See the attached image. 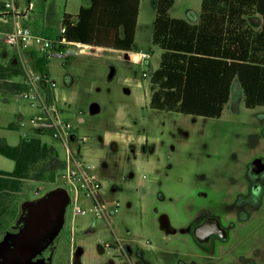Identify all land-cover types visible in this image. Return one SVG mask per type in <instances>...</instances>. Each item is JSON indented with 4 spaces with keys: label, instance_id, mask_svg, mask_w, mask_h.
Returning a JSON list of instances; mask_svg holds the SVG:
<instances>
[{
    "label": "rangeland",
    "instance_id": "374dc122",
    "mask_svg": "<svg viewBox=\"0 0 264 264\" xmlns=\"http://www.w3.org/2000/svg\"><path fill=\"white\" fill-rule=\"evenodd\" d=\"M30 1L33 8L18 22L58 50L64 11L77 12L85 0ZM140 3L131 50L79 44L67 57L52 54L43 88L30 80L39 70L27 56L19 60L21 74L11 78L24 89H0V141L17 144L21 137L37 136L54 147L48 159L32 166L19 190H0V238L22 201L65 187L60 174L70 147L100 178L102 201L71 199L63 227L45 251L51 250L50 264H264V169L253 170L255 160L264 164V106L246 107L235 83L219 117L150 107V76L161 49L152 41L156 0ZM200 5L201 0H174L169 12L196 22ZM12 54L1 39L0 63L6 65ZM48 79L55 83L49 89ZM34 89L51 93L70 124L66 138L53 136L49 124L42 133L34 130L30 119L36 108L21 95ZM13 166L0 154V169ZM40 170L52 171L54 178H35ZM92 202H105L101 216L74 211L75 204L84 208ZM162 215L171 229L162 226ZM209 217L219 220L225 238L197 239L194 228Z\"/></svg>",
    "mask_w": 264,
    "mask_h": 264
},
{
    "label": "trees",
    "instance_id": "16d2710c",
    "mask_svg": "<svg viewBox=\"0 0 264 264\" xmlns=\"http://www.w3.org/2000/svg\"><path fill=\"white\" fill-rule=\"evenodd\" d=\"M174 0H156L152 41L160 47L157 68L150 76L154 89L149 105L156 109L205 117H219L237 83L246 107L264 106V0H201L196 22L170 15ZM140 0H90L75 14L65 13L59 39L131 50L135 40ZM259 13L254 29L246 15ZM60 43L58 49L63 50ZM0 63L1 92L18 93V63ZM49 53L35 56L34 66L48 76ZM4 70V71H3ZM9 78V80L7 79ZM36 131V130H35ZM42 133L43 131H36ZM54 147L37 136H24L17 144L0 141V154L12 159V170L0 169V190H19L32 166L48 159ZM52 180L54 173L40 170L35 178Z\"/></svg>",
    "mask_w": 264,
    "mask_h": 264
},
{
    "label": "built area",
    "instance_id": "2783aa9c",
    "mask_svg": "<svg viewBox=\"0 0 264 264\" xmlns=\"http://www.w3.org/2000/svg\"><path fill=\"white\" fill-rule=\"evenodd\" d=\"M1 5L5 12L0 15V18L2 19V17L6 15L10 16L14 21L13 27L9 30H0V40H4L5 44L14 49L15 57L12 63H19L18 60L22 59V55L27 58V52L30 53L31 51H36L39 55L49 53V56L61 53L67 56L68 54L75 53V49L68 48L67 45L80 42L67 41L64 37H61L57 42L59 44H65V48H63V50H54L51 47L52 40L33 34L28 26L18 22L20 17L26 16L29 10L33 8V4L30 0H28L26 6H21L18 0H2ZM6 20L7 19L4 18L3 21ZM64 31L65 28L61 27V34ZM30 75V80L33 82H40L44 76L40 71H36ZM49 85L54 86V81L50 80ZM21 95L28 98L30 100V105H33L36 108V114L30 119V123L34 125V130L44 131L43 124H49L53 128V136L66 138V136L69 135L70 124L61 117V112L57 109L52 99H45L43 93L41 91L38 92L37 89H34L32 92L24 91ZM60 178L65 184L64 188L69 195L72 192V196L70 195V201L71 199H74V201L78 200L81 195L85 198L96 196L97 198H100V202L102 201L98 192L101 185L100 178L90 165H87L82 160L76 159V156L73 151L70 150V147L69 154L65 160L64 171L60 174ZM104 207L105 202H102L101 204L92 202L91 205L89 204V206L84 208L75 204L74 211L80 213L90 211L93 212L95 216H101Z\"/></svg>",
    "mask_w": 264,
    "mask_h": 264
},
{
    "label": "water",
    "instance_id": "95a60500",
    "mask_svg": "<svg viewBox=\"0 0 264 264\" xmlns=\"http://www.w3.org/2000/svg\"><path fill=\"white\" fill-rule=\"evenodd\" d=\"M263 169L261 160H255L253 170L259 172ZM255 190H259L258 186ZM69 203L70 195L64 187H55L41 196L22 201L20 212L12 223L19 229L6 230L0 239V264H50L43 259L33 261V258L41 254L60 233ZM193 231L201 242L214 234L222 238L227 236L216 217L202 221Z\"/></svg>",
    "mask_w": 264,
    "mask_h": 264
},
{
    "label": "crops",
    "instance_id": "0c3cea01",
    "mask_svg": "<svg viewBox=\"0 0 264 264\" xmlns=\"http://www.w3.org/2000/svg\"><path fill=\"white\" fill-rule=\"evenodd\" d=\"M1 1L2 0H0V14H2L3 12H5L2 9ZM89 4H90V0H85L84 4L78 6L77 12H78L80 6H88ZM66 5H67V3L65 4L64 7H67ZM139 10H140V5H139ZM77 12H75V13H77ZM64 13H67V14H75V13H71V12H67V11H64ZM4 16H6V15H4ZM246 18H247L248 23L254 29H259L261 27L262 17H261V15L259 13H251V14H248V15H246ZM3 20L0 19V30H5L6 31V30H9L11 27H13L14 21H13V19L10 16H8V19L6 21H3ZM138 24H139V13H138V18H137L136 28H137ZM135 36H136V34H135ZM79 44L80 45H84L83 43L70 44V45L68 44L67 47L68 48H71V49H75L77 46H79ZM86 45H88V44H86ZM125 51H128V50H125ZM26 56H30V58L32 56V58L34 57V59H35V56H40V55L36 51H31L30 53L27 52ZM23 59H25V61H27L26 60V57H22V61L24 62ZM68 81H71V78H68ZM36 82L41 86V88L45 87V84H43L42 81L41 82L36 81ZM47 86H48V89L51 87L49 85H47ZM42 93H43V97L45 99H48V98H51L52 97V95H51V93L49 91L47 92V91L44 90ZM79 147H80V145H79ZM78 150H79V148H78ZM77 153H78V151H77ZM77 153H76V155H77Z\"/></svg>",
    "mask_w": 264,
    "mask_h": 264
},
{
    "label": "flooded vegetation",
    "instance_id": "af4514ba",
    "mask_svg": "<svg viewBox=\"0 0 264 264\" xmlns=\"http://www.w3.org/2000/svg\"><path fill=\"white\" fill-rule=\"evenodd\" d=\"M18 216V215H17ZM17 218V217H16ZM162 219H163V222H164V224H162V226L164 227V228H166V229H171V226H170V223H169V220H168V218H167V216L166 215H162V217H161V221H162ZM16 220V219H15ZM14 220V221H15ZM13 221V222H14ZM12 222V223H13ZM12 223H11V227H9L8 229H6V230H10V231H17L18 229H19V226H12ZM5 230V231H6ZM4 231V232H5ZM4 234V233H3ZM3 234H2V236H3ZM214 235H217V234H214ZM2 236H1V238H2ZM213 236V235H212ZM0 238V239H1ZM210 239V238H209ZM209 239L208 240H206V241H204V242H207V241H209ZM51 245V244H50ZM49 245V246H50ZM48 246V247H49ZM47 247V248H48ZM47 248L41 253V254H38L36 257H34L33 258V261H37V260H39V259H43L45 262H48V263H50V259H51V253H50V251L49 252H47V253H45V251L47 250ZM129 250V252H131V249L129 248L128 249Z\"/></svg>",
    "mask_w": 264,
    "mask_h": 264
}]
</instances>
